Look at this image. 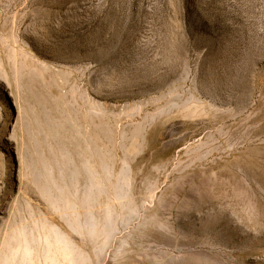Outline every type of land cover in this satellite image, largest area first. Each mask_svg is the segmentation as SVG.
I'll use <instances>...</instances> for the list:
<instances>
[{
  "label": "rangeland",
  "instance_id": "374dc122",
  "mask_svg": "<svg viewBox=\"0 0 264 264\" xmlns=\"http://www.w3.org/2000/svg\"><path fill=\"white\" fill-rule=\"evenodd\" d=\"M0 264H264V0H0Z\"/></svg>",
  "mask_w": 264,
  "mask_h": 264
}]
</instances>
